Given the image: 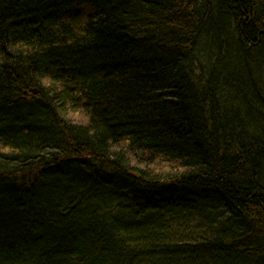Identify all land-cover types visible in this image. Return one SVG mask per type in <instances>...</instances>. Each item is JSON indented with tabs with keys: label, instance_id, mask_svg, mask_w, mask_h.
Here are the masks:
<instances>
[{
	"label": "trees",
	"instance_id": "trees-1",
	"mask_svg": "<svg viewBox=\"0 0 264 264\" xmlns=\"http://www.w3.org/2000/svg\"><path fill=\"white\" fill-rule=\"evenodd\" d=\"M0 264H264V0H0Z\"/></svg>",
	"mask_w": 264,
	"mask_h": 264
},
{
	"label": "rangeland",
	"instance_id": "rangeland-1",
	"mask_svg": "<svg viewBox=\"0 0 264 264\" xmlns=\"http://www.w3.org/2000/svg\"><path fill=\"white\" fill-rule=\"evenodd\" d=\"M75 116L78 118H82V113H76Z\"/></svg>",
	"mask_w": 264,
	"mask_h": 264
}]
</instances>
